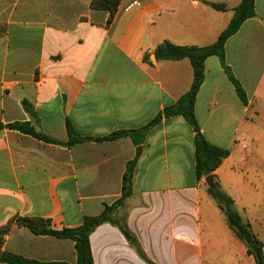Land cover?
Returning a JSON list of instances; mask_svg holds the SVG:
<instances>
[{
	"label": "crops",
	"instance_id": "1",
	"mask_svg": "<svg viewBox=\"0 0 264 264\" xmlns=\"http://www.w3.org/2000/svg\"><path fill=\"white\" fill-rule=\"evenodd\" d=\"M92 1L0 0V123H30L59 143L0 134V229L13 218L79 227L121 197L135 160L119 215L136 247L101 224L89 236L93 264H255L196 178L193 128L182 116L147 128L193 81L187 59H157V48L212 46L242 0H120L112 20ZM253 12L224 42L222 59H205L193 114L205 142L229 152L212 181L264 245V0H253ZM66 122L80 142L65 145ZM3 254L76 264L71 240L15 225L0 245V264H10Z\"/></svg>",
	"mask_w": 264,
	"mask_h": 264
},
{
	"label": "trees",
	"instance_id": "2",
	"mask_svg": "<svg viewBox=\"0 0 264 264\" xmlns=\"http://www.w3.org/2000/svg\"><path fill=\"white\" fill-rule=\"evenodd\" d=\"M120 0H93L91 7L93 9L106 10L109 13V20H112L116 7ZM209 6L215 11H225L226 7L221 4H209ZM254 16L253 12V0H242L239 7L235 9L234 16L230 21L227 28L219 35L217 41L206 48L195 47H175L168 43H164L159 46L155 52V56L160 60L177 61L187 59L193 70V81L189 92L184 95L175 105L168 107L162 111V113L147 126L150 127L162 118H168L171 116H182L187 123L193 128L195 132L194 148H195V175L198 180L206 177L212 178V173L221 165L225 160L229 152L214 146L209 145L199 133L194 114L193 104L198 92V89L203 80V63L207 57L217 56L220 59L223 58V45L224 42L233 35L240 25ZM232 81L236 93L241 100H244V95L239 85ZM25 111L35 118V114L32 109L23 103ZM4 130L16 131L20 134L29 136L38 142L44 144L59 145V143L47 138L44 134L37 131L36 128L30 123H11L3 125L0 123V134ZM66 132L68 136V142L66 146L76 144L80 142L77 138L68 122H66ZM126 135L123 132L112 134L105 140H112L116 137ZM135 171V160L129 162L126 166L125 173L122 177V194L121 197L111 206H105L103 212L95 217H84L82 224L73 229H62L60 231L52 230L50 227V221L41 218H13L5 227L0 229V245L2 236L6 235L12 225L20 228H25L36 236H52L57 239L71 240L74 243V250L76 255V264H93L90 247L89 236L90 234L104 223H110L118 227L127 241L136 247L134 238L129 234L122 221L114 222L111 220L110 215L115 212L119 213L122 209L125 200L132 194V182ZM208 194L214 199L218 208L223 213L227 226L233 232L235 237L239 239L246 248L247 255L251 256L255 264H264V253H262V243L252 233L248 224L243 223L240 216L234 211L232 200L221 192L218 184L213 181V186L208 187ZM137 253L140 258L145 260L143 254L137 248ZM2 259L10 264H39L33 261H28L20 257L3 254ZM148 264H152L146 261Z\"/></svg>",
	"mask_w": 264,
	"mask_h": 264
},
{
	"label": "rangeland",
	"instance_id": "3",
	"mask_svg": "<svg viewBox=\"0 0 264 264\" xmlns=\"http://www.w3.org/2000/svg\"><path fill=\"white\" fill-rule=\"evenodd\" d=\"M211 198H212V197H211ZM211 200H212V199H211ZM213 202H214V199H213ZM110 217H111V220H113L114 222H119V221L121 220L118 211H117V213L113 212V213L110 215Z\"/></svg>",
	"mask_w": 264,
	"mask_h": 264
},
{
	"label": "water",
	"instance_id": "4",
	"mask_svg": "<svg viewBox=\"0 0 264 264\" xmlns=\"http://www.w3.org/2000/svg\"><path fill=\"white\" fill-rule=\"evenodd\" d=\"M205 183L207 184L208 187H212L213 186L212 178L210 176L206 177L205 178Z\"/></svg>",
	"mask_w": 264,
	"mask_h": 264
},
{
	"label": "built area",
	"instance_id": "5",
	"mask_svg": "<svg viewBox=\"0 0 264 264\" xmlns=\"http://www.w3.org/2000/svg\"><path fill=\"white\" fill-rule=\"evenodd\" d=\"M134 5H137V2L134 0V1H132V3L129 5V7H132V6H134Z\"/></svg>",
	"mask_w": 264,
	"mask_h": 264
}]
</instances>
